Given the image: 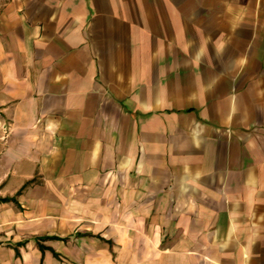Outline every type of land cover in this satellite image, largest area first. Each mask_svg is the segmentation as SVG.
Here are the masks:
<instances>
[{
	"label": "crops",
	"instance_id": "1",
	"mask_svg": "<svg viewBox=\"0 0 264 264\" xmlns=\"http://www.w3.org/2000/svg\"><path fill=\"white\" fill-rule=\"evenodd\" d=\"M0 264H264V0H0Z\"/></svg>",
	"mask_w": 264,
	"mask_h": 264
}]
</instances>
